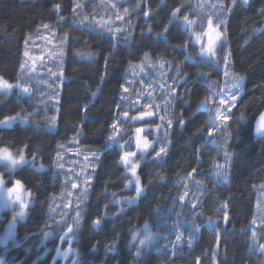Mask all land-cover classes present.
<instances>
[{
    "label": "trees",
    "instance_id": "obj_1",
    "mask_svg": "<svg viewBox=\"0 0 264 264\" xmlns=\"http://www.w3.org/2000/svg\"><path fill=\"white\" fill-rule=\"evenodd\" d=\"M81 1L0 0V78L21 80L24 49L41 26L56 27L68 37L56 128L34 124L0 128V149L24 148L29 161L44 167L24 164L10 173L0 166L8 184L15 178L32 193L15 238L0 245V259L4 264H264L262 253L253 249L251 229L258 192L264 188V139L253 135L254 122L264 111V0H250L246 6L242 0H223L229 66L244 80L228 113V125L218 130L214 129L218 102L211 100L222 90L223 71L220 64L199 54L189 24H182L185 16H193L195 0H127L119 5L130 12L127 41L75 25L73 10ZM60 17L65 18L62 24ZM146 57L163 61L178 82L173 84L172 124L166 126V138L156 147L154 158L140 157L137 175L143 193L130 203L134 190L120 162L121 149L108 142L111 125L123 110L122 85L128 69ZM33 110L31 98L17 92L0 100V119ZM156 122L160 123L151 119L134 126ZM121 125V136L131 146L134 126L123 119ZM75 138L81 147L98 154V165L82 194L81 224L69 243V238L60 239L63 233L50 217L59 219L55 198L65 190L54 168L56 158L60 147ZM161 147L165 153L156 157ZM225 151L230 153L227 161ZM185 181L190 187L196 183L202 187L189 212L196 213L195 220L190 219L198 226L192 245L183 237L175 240L176 224L172 226ZM184 206L178 216L183 235L189 220L183 216L189 206ZM50 207L55 211L50 213ZM95 219H100L99 225L93 224ZM159 219L171 221L170 238L146 245L132 239L150 220ZM2 229L0 223V233ZM46 232L52 235L45 238ZM57 248L74 251L65 258L57 255Z\"/></svg>",
    "mask_w": 264,
    "mask_h": 264
},
{
    "label": "rangeland",
    "instance_id": "obj_2",
    "mask_svg": "<svg viewBox=\"0 0 264 264\" xmlns=\"http://www.w3.org/2000/svg\"><path fill=\"white\" fill-rule=\"evenodd\" d=\"M126 2L127 0H82L75 5L73 10V23L88 29L95 28L96 30L101 31L104 34L111 35L116 39L127 41L130 32V22L126 19L130 15V12H128L126 8L120 7ZM224 4L225 3L223 0H195L192 11L193 16H189L188 19L191 23L183 20L182 24H189V31L192 32L195 42L199 45V54L201 56L204 55L203 57L206 56L211 58L212 62L218 65L220 64V69L223 71V88L221 87L222 90L218 94V97L212 98L213 100H211V102H215V99H217L218 108L222 111H227V104L220 105L219 100L225 99L228 104L235 105V102L241 94V84H243L244 79L239 81L238 88L230 87L234 78L241 76H237L231 71L228 60L227 62L224 61V57L227 56L226 37L224 32V23L226 19V11L223 9ZM209 20H212L213 22V31L211 32L213 38L215 39L217 32H219L221 36L220 40L216 42L213 48V54L203 51V47H206L208 42ZM64 21V17H60L58 19V23L60 24L64 23ZM67 39L68 37L66 35L59 34L56 27L45 28L44 25L41 26L40 31L29 39V42L24 49L21 74L19 77L21 80L18 79V81L13 83L2 78L5 84H11L13 87L11 90L0 88V100L13 92H17L22 97L31 98L35 109L32 112H26V114H18L21 119L15 120L8 127H11L15 124H34L37 127L46 128L48 130L56 128L57 101L59 100L61 85L66 79L64 75V59L66 55ZM197 40H199V42H197ZM170 72V68L166 66L163 61H153L147 57L139 64L131 65L128 69L126 82L123 86L128 88V91L124 92L122 90L121 104L123 110L120 111L119 117L115 122L119 131L116 132L113 140L109 139L108 145L110 147L114 145L120 147L121 144H124L126 149H121L120 147L121 155L125 151L135 152L136 155L130 159H132L134 162H137V164L141 160V153L136 147V139L138 135V133L136 134L135 132L136 127H142L146 130L140 134L141 139L142 134H148V136L145 135L144 138L148 139L150 147L146 152H144L143 158L147 154H149L151 158H154L153 153L156 151V147H159L161 144H163L166 138V126L169 125L168 121H171V116L173 114L172 97L173 93L175 92V88L173 87L175 82H178L176 75L174 74L171 76ZM169 81L171 82L169 83ZM16 85H19V88H17ZM171 85H173L172 88ZM24 87L29 89V94H25L21 91V89ZM233 95L236 96V100L234 101L231 99ZM145 104H149L147 109L144 108ZM125 111L128 112V117L123 115ZM145 111H152L155 117H145L143 120L133 119V117H137L140 113ZM162 116L164 117L163 120L161 119ZM53 117L56 119L54 126L51 124ZM122 119L131 126H134L136 122L142 123V121L151 119L157 120L160 123L156 122L155 124H140L134 126L132 134L133 141H131L130 146V144L128 145V141L126 142L125 139L123 140L121 136V130L123 128L121 125ZM216 122L217 124H220L221 127L223 126L222 121ZM0 128L5 127L0 126ZM114 131L115 130L112 128L111 135ZM7 150V153H4L3 155H8L10 159L18 160L20 155L23 154L26 161V163H20L16 166H11L8 160L0 159V166L10 173H13L16 169L24 164H30L32 167L38 170H42L44 168L41 165H34L32 161H29L25 156L24 148L19 150ZM97 159L98 154L81 147L76 138L75 140L72 139L68 144L62 145L60 147L54 168L59 173V176L63 179L65 190L55 198V207L58 209L59 214L62 212H68L69 215L67 219L69 220L75 215L77 205L80 207L82 194H85L89 187ZM122 166L125 168L123 164ZM126 174L128 175L129 180L132 181L131 184H129L128 181V186L134 190V196L132 200H130V203H135L137 198L143 193V189L141 193L137 195L135 192V179L131 176L130 171L126 170ZM0 175H2L5 180L4 194L8 195L7 188L15 187L16 179L11 178V183L8 184L4 174L0 173ZM73 183L77 185L75 189L71 187ZM198 184L199 183H196L191 187L189 182L185 181L182 184V189L179 195L180 202L177 204L178 208L173 215L174 221L172 226L176 224L177 229L175 236L177 237V235H180L183 237V241L185 240L188 245H192L198 228L197 223L194 221L196 213L194 212L193 214H189L190 210L198 202V199L202 193V187H200ZM15 195L16 194H13V199H15ZM31 204L32 200L30 197L28 208ZM65 204L69 205V207L65 208ZM184 205L189 206L183 215L186 216V219H189L185 220L187 225L185 229V235H183L181 232L183 229L178 222V216L181 214V208H186ZM28 208L26 209V215ZM173 208L174 206L170 207L171 210ZM13 209H15V211ZM18 211L19 207L15 204L11 207L0 208V223L3 227L2 232L0 233L1 246H5L8 242L15 238L17 224L24 221L26 218V215L22 219L16 216V212ZM14 216L16 217L15 221L13 220ZM191 217H194V220L190 219ZM159 220H156L159 221L158 223H151L155 221L150 220L146 224L148 233L151 235L149 242H160L161 244L165 238H170V234L172 233L170 227L171 221L161 219ZM144 229L145 225L139 232V236L138 233L135 234L137 237L136 242L138 244L146 234ZM251 229L253 235V249L260 252V254L262 253V257H264V248H261V245H264L263 187L258 192L256 214L252 222ZM9 231H11V234H9ZM189 241L191 242L189 243Z\"/></svg>",
    "mask_w": 264,
    "mask_h": 264
},
{
    "label": "snow or ice",
    "instance_id": "obj_3",
    "mask_svg": "<svg viewBox=\"0 0 264 264\" xmlns=\"http://www.w3.org/2000/svg\"><path fill=\"white\" fill-rule=\"evenodd\" d=\"M236 0H233V3H235ZM242 3L246 6L250 3V0H242ZM57 8H59V5L56 6ZM179 11V10H177ZM261 14H264V9H261ZM145 17H147L149 15V13L146 11L144 13ZM173 15L175 16L176 13L174 12ZM184 20L188 23H191L190 21H188V17L185 16ZM212 20H209V34H208V42H207V46L203 47V51L213 54V48L216 44L217 41L220 40L221 36L220 33L217 32L215 35V39L213 38V36L211 35V32L213 31L212 28ZM45 28H48L49 26L47 24L44 25ZM197 42H199V40H197ZM27 55V53H26ZM147 55V53L145 54ZM228 60V56L224 57V61L227 62ZM243 77H237L234 78L233 83L230 85L231 88H238L239 87V81L242 80ZM13 87V85L11 84H5L3 82V79L0 78V88H4L5 90H11ZM17 88H19V85H16ZM122 90L124 92L128 91V88L123 87L122 85ZM21 91L25 94H29V89L27 87H24L21 89ZM150 95V94H149ZM231 99L234 101L236 100V96H232ZM219 104L220 105H226L227 104V111H222L221 109H217V115L215 117V121H222L223 122V126H227L228 125V121L231 119V116L228 114L231 112L232 107H234V104H228L227 101L225 99H220L219 100ZM149 107V104H145L144 108L147 109ZM123 115L125 117H128V112L125 111L123 113ZM153 116V112L152 111H145L139 114V116L137 117H133V119H140L143 120L145 117H152ZM17 119H21V117L19 115L17 116H9V117H5L4 119L0 120V126H4V127H8L10 126L15 120ZM161 119L163 120L164 117L162 116ZM56 123V119L55 117L52 118L51 124L54 126ZM171 121H168L169 126H171ZM181 124H183V121L181 120ZM111 127L115 130L113 132V134L111 136H109L110 140H113L116 132L119 131V129L117 128V124L113 123L111 125ZM159 127V126H157ZM221 127L220 124H214V129L218 130ZM146 130L142 127H136L135 132L137 135V143H136V147L137 149L140 151L141 153V159H143V155L144 152L147 151V149L150 147V143L148 141L147 138L141 139L140 138V134L145 132ZM255 134L257 136H260L261 134H264V113H262L259 117V120L257 121L256 125H255ZM167 134V133H165ZM226 135L228 134L227 132L225 133ZM209 136L213 135V131L210 130L208 132ZM121 149H123L124 145L121 144L120 145ZM7 149L3 148L0 149V159L2 160H8L11 166H16L20 163H26L25 161V157L23 154L20 155L19 159H10V157L8 155H3L4 153H7ZM165 153V148L161 147L159 149V151H157L155 153L156 157H161L162 154ZM136 155L135 152H129V151H125L123 152V154L120 156V162L125 166L127 171L131 172V176L135 179V192L137 195H139L142 191L141 189V185H140V178L137 175V168H138V164L137 162H134L132 159V157H134ZM230 158V153H228L227 151H225V160L227 161ZM130 165V168H129ZM218 168H222L223 165H218ZM195 172V169L193 170ZM216 175L218 176H222L223 173L220 171H217ZM90 179V177H89ZM224 179L226 180V176H224ZM132 181H129V184H131ZM4 185H5V180L3 178L2 175H0V208H6V207H11L12 205H18L19 207V211L16 212V216L20 217L21 219L24 218V216L26 215V209L29 206V198L31 197L32 193L28 192L24 189V186L22 184V182L20 180H16L15 181V187H11V188H7V193L8 195L4 194ZM71 187L73 189H75L77 187V185L75 183H73L71 185ZM127 187V185H126ZM13 194L15 195V199H13ZM22 194V195H21ZM183 199V198H182ZM80 203H83V199H81ZM65 208H68L69 205L65 204L64 205ZM224 207L226 208L227 205H224ZM15 211V209H13ZM55 209L53 208H49V212H54ZM68 212H62L59 215V219H56L55 217H50L51 219L54 220V225L59 226V231L63 233V235L60 236L61 240H64L65 238H69V243L72 242V239L75 236V232L76 230L79 229L80 224H81V219H82V210L79 208V205H77V210L75 211V215L71 217V219H67L68 217ZM16 217H13V220L15 221ZM225 219L227 220V214H225ZM100 219H95L93 220V224L94 225H99L100 224ZM66 229V230H65ZM10 230H11V225H10ZM145 235L144 238L141 239L139 241L140 245H146L150 239H151V235L148 233L147 230V225H145ZM9 234H11V231H9ZM52 235V232H46L44 233L45 238H48L49 236ZM136 235L134 234L132 239L136 240ZM177 241L179 242L181 240V236L177 235L176 237ZM191 241H189L190 243ZM261 248H264V245H261ZM57 255L58 256H63L65 258H67L69 256L70 252H73L74 250L69 248L66 251L61 252V250L59 248H57ZM137 254H139V249L137 250ZM0 264H4V261L2 259H0ZM197 264H199V261L197 262Z\"/></svg>",
    "mask_w": 264,
    "mask_h": 264
},
{
    "label": "water",
    "instance_id": "obj_4",
    "mask_svg": "<svg viewBox=\"0 0 264 264\" xmlns=\"http://www.w3.org/2000/svg\"><path fill=\"white\" fill-rule=\"evenodd\" d=\"M262 113H264V111H263ZM262 113H261V114H262ZM261 114H260V115H261ZM260 115L256 118V120H255V122H254V127H253V135H254L255 139H257V140L264 139V134H261L260 136H257V135L255 134V131H254V129H255V125H256L257 121L259 120Z\"/></svg>",
    "mask_w": 264,
    "mask_h": 264
}]
</instances>
